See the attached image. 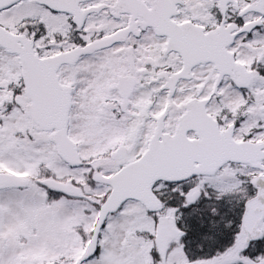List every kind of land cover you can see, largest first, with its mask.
Returning a JSON list of instances; mask_svg holds the SVG:
<instances>
[{
    "label": "flooded vegetation",
    "instance_id": "obj_1",
    "mask_svg": "<svg viewBox=\"0 0 264 264\" xmlns=\"http://www.w3.org/2000/svg\"><path fill=\"white\" fill-rule=\"evenodd\" d=\"M6 31L50 65L32 68L29 95L0 43L17 61L8 106L26 114L18 162L0 164L25 178L0 188V264H264V0H0ZM34 99L70 104L78 165L28 116ZM166 154L189 174L104 214L106 178L137 181Z\"/></svg>",
    "mask_w": 264,
    "mask_h": 264
},
{
    "label": "water",
    "instance_id": "obj_2",
    "mask_svg": "<svg viewBox=\"0 0 264 264\" xmlns=\"http://www.w3.org/2000/svg\"><path fill=\"white\" fill-rule=\"evenodd\" d=\"M6 38L2 39L0 43L2 45H5V47L10 52H19L21 56V60L23 63V72L24 76L26 78L27 83V93L30 95L33 91L31 89V83L30 77L32 76V68L35 67V64L39 65L42 68L48 67L49 62L46 60H36L33 58L30 54V52L16 49L14 41L15 36H13L10 33L6 34ZM49 60V59H47ZM56 68V67H55ZM56 70V69H55ZM55 75V72H54ZM70 105L67 106H60V107H50V106H39L36 102V99H34L31 106L28 107V114L29 116L37 122L42 128L44 129H51L56 127L57 130L53 135L55 136V140L58 143L59 151L63 157H65L67 160L71 162V164H76L78 162L79 156H78V150L76 144L67 136V124H68V113H69ZM69 145L70 151L65 152L63 149L65 148V145ZM65 150V149H64ZM149 158V157H148ZM166 166L165 169L159 168V169H149V170H141V174L143 175L139 180L132 181L125 178V175H121L119 178H117L114 182L115 190L110 197V199L107 202V210L109 208H113L114 206H117L122 200L127 198L128 196H132L133 190L138 184L143 185V188L145 187H151L153 182L159 178H165L170 180H176L178 179V175L182 173L183 178L189 174V172H185L181 169L175 168V159L177 158V155H170L166 154ZM147 156L145 159H143L139 164L146 163ZM170 165V166H169ZM142 168V167H140ZM124 179V183L120 182V180ZM19 177L13 174H2L0 173V187L8 186V185H16L18 184ZM130 181V182H129ZM128 190V192H127ZM121 200V201H120ZM257 201V200H256ZM255 201L250 202L248 216L246 218V224H250L254 218L256 210L255 207ZM263 203V211H261L260 219L262 215L264 214V201ZM94 245L95 240L92 241V244L89 247V250L87 251V255L89 256L94 252Z\"/></svg>",
    "mask_w": 264,
    "mask_h": 264
},
{
    "label": "rangeland",
    "instance_id": "obj_3",
    "mask_svg": "<svg viewBox=\"0 0 264 264\" xmlns=\"http://www.w3.org/2000/svg\"><path fill=\"white\" fill-rule=\"evenodd\" d=\"M17 77V61L14 56L0 54V83L3 85V89L0 90V124L1 122H5L7 127L11 126V128H6V124H1L5 128L0 126V163H8L12 168L18 162L15 154H18V151L15 149V141L13 139V135L16 130H13L12 127L14 125L19 126L23 124L26 119V114L24 108L19 107H9L8 104L14 97L13 91H10L8 87H11L14 83H16ZM45 149L44 142H36L33 143V147H37L36 157L39 161L41 156H46L44 151L40 150V147ZM4 160V162L2 160ZM9 193H2V196L8 195ZM5 200V199H4ZM14 206V205H13Z\"/></svg>",
    "mask_w": 264,
    "mask_h": 264
}]
</instances>
